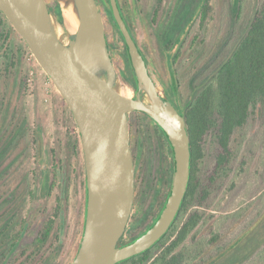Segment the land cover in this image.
<instances>
[{
    "label": "rangeland",
    "instance_id": "obj_1",
    "mask_svg": "<svg viewBox=\"0 0 264 264\" xmlns=\"http://www.w3.org/2000/svg\"><path fill=\"white\" fill-rule=\"evenodd\" d=\"M97 1L118 89L133 98L136 85L125 46L119 42L118 29L108 12V0ZM204 1L119 0L159 91L169 94L181 109L228 58L261 2L212 0L213 10L205 24L200 20ZM46 2L62 17V23H56L57 33L68 42L74 32L66 24L65 3ZM10 25L4 22L0 30V232L5 231L7 237L0 239V264H72L80 246L86 209L80 135L66 102ZM2 34L8 35L7 41ZM263 121L264 112L259 107L235 137L237 145H242L236 171L227 179L214 207L206 211V224L198 228V238L207 236L208 242L212 229L224 232L222 248L223 241L234 237L206 264H244L263 245L264 238L259 237L264 223ZM129 128L136 189L120 245L139 236L155 220L171 189V149L157 125L134 112L129 114ZM204 146L205 158L200 165L203 180L220 152L212 135ZM231 186L236 187L235 193ZM261 208L262 218L256 217ZM234 212L242 216L225 219ZM50 224L48 241L39 245L38 239Z\"/></svg>",
    "mask_w": 264,
    "mask_h": 264
},
{
    "label": "water",
    "instance_id": "obj_2",
    "mask_svg": "<svg viewBox=\"0 0 264 264\" xmlns=\"http://www.w3.org/2000/svg\"><path fill=\"white\" fill-rule=\"evenodd\" d=\"M60 1L78 20L68 42L59 37L58 20L46 0H0V12L51 79L78 128L85 163L86 214L72 264H119L153 248L174 224L190 182V137L183 114L159 91L118 0L109 2L136 80L133 98L118 89L97 0ZM134 112L146 114L166 135L174 155V173L158 219L136 240L120 245L135 202L129 128V114Z\"/></svg>",
    "mask_w": 264,
    "mask_h": 264
},
{
    "label": "trees",
    "instance_id": "obj_3",
    "mask_svg": "<svg viewBox=\"0 0 264 264\" xmlns=\"http://www.w3.org/2000/svg\"><path fill=\"white\" fill-rule=\"evenodd\" d=\"M118 3L130 30L119 0ZM107 7L115 27L118 29L119 36L122 38L114 20L109 0ZM242 8L241 2L238 16H240ZM212 10V0H205L200 12L201 22L205 23L208 18L210 19ZM51 12L54 14L52 10ZM54 15L62 23V17ZM0 17L1 30L4 27V22L8 21L1 12ZM9 28L14 31L12 25ZM1 37L5 41L8 40V35L2 34ZM124 46L126 48V45ZM126 58L136 85L127 48ZM8 59L10 60V57ZM11 66H14V62ZM173 88L176 89L174 83ZM176 107L180 109L179 111L185 118L191 145V175L185 199L170 231L153 248L119 264H206L218 256L229 242H233L234 237L223 241L222 248L220 245H222L221 238L224 232L212 229L209 233L212 237L208 242L207 236L198 238V228L204 223L206 224V211L214 207L218 194L224 189L227 179L236 171V162L242 145H237L239 142L235 137L246 128L250 118L258 111L259 107L264 112V0H261L245 33L235 43L228 58L220 64L216 72L184 109H181L178 104ZM140 114L149 118L144 113ZM153 123L155 122L153 121ZM159 130L171 149L172 169L169 182L171 187L174 155L166 135L160 128ZM210 135L216 140L220 152H217L214 157L212 171L203 180L200 175V165L205 158L204 145L207 144V138ZM7 146L10 147V143ZM6 151L7 149L4 153ZM221 178H223V183ZM230 190L235 193L236 187L231 186ZM169 194L170 189L166 199ZM165 203L166 200L155 220L139 236L132 238L126 244L143 235L155 223ZM262 215L263 208L259 209L256 217L262 218ZM240 216L242 214L234 212L227 215L225 219L230 217L236 219ZM51 226V224L47 226L44 235L38 239L39 245L48 241ZM261 234L259 237L262 240L264 238V223ZM5 238H7L5 231H1L0 239L4 240ZM3 243L5 244L6 240ZM244 264H264V241L262 247Z\"/></svg>",
    "mask_w": 264,
    "mask_h": 264
},
{
    "label": "bare ground",
    "instance_id": "obj_4",
    "mask_svg": "<svg viewBox=\"0 0 264 264\" xmlns=\"http://www.w3.org/2000/svg\"><path fill=\"white\" fill-rule=\"evenodd\" d=\"M64 16H65V20H66V24H67L68 29H70L73 32H76V30L78 28V20L75 17V15L70 10H65ZM125 96L132 98V96L129 92H127Z\"/></svg>",
    "mask_w": 264,
    "mask_h": 264
},
{
    "label": "flooded vegetation",
    "instance_id": "obj_5",
    "mask_svg": "<svg viewBox=\"0 0 264 264\" xmlns=\"http://www.w3.org/2000/svg\"><path fill=\"white\" fill-rule=\"evenodd\" d=\"M132 34V33H131ZM132 36H133V34H132ZM134 37V36H133ZM135 39V38H134ZM124 45H125V43H124ZM126 49V48H125ZM144 55V54H143ZM145 57V56H144ZM146 59V58H145ZM146 62H147V60H146ZM147 65H148V62H147ZM149 67V66H148ZM136 91H137V89H136ZM169 95V94H168ZM169 97H170V95H169ZM171 98V97H170ZM172 99V98H171ZM172 101L177 105V103L172 99ZM80 142H81V140H80ZM82 147V146H81ZM85 187H86V183H85ZM85 214H86V209H85Z\"/></svg>",
    "mask_w": 264,
    "mask_h": 264
}]
</instances>
